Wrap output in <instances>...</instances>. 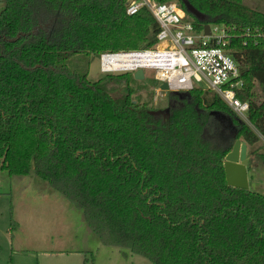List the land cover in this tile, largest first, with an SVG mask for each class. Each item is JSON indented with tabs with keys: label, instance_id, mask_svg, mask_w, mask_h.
Wrapping results in <instances>:
<instances>
[{
	"label": "trees",
	"instance_id": "obj_1",
	"mask_svg": "<svg viewBox=\"0 0 264 264\" xmlns=\"http://www.w3.org/2000/svg\"><path fill=\"white\" fill-rule=\"evenodd\" d=\"M128 1L0 0V169L65 199L80 251L102 243L153 264H264V193L228 185L224 169L239 137L264 162L254 147L264 137V40L245 34L264 31L262 12L248 13L246 0H220L241 13L199 9L234 34L248 123L208 89L156 108L131 72L89 79L102 52L156 45L160 24L147 6L128 14Z\"/></svg>",
	"mask_w": 264,
	"mask_h": 264
},
{
	"label": "rangeland",
	"instance_id": "obj_2",
	"mask_svg": "<svg viewBox=\"0 0 264 264\" xmlns=\"http://www.w3.org/2000/svg\"><path fill=\"white\" fill-rule=\"evenodd\" d=\"M194 2L201 11L216 13L220 9L235 7L234 10L241 13L236 3L220 0ZM245 3L248 13L262 12L264 16V0H246ZM216 24L219 23L211 22L213 27ZM104 75L100 58L96 57L90 65L88 77L95 81ZM139 81L142 82L140 94L153 107L168 105L169 92L158 94L159 82L152 74ZM256 146H262L260 150L264 152V138ZM21 177L0 169V264H153L129 249L102 243L93 248L92 254L80 251L83 240L78 231L81 228H77L78 216L68 210L65 199L33 175ZM250 189L264 193V178L259 183L251 181ZM87 256L90 260L85 261Z\"/></svg>",
	"mask_w": 264,
	"mask_h": 264
},
{
	"label": "built area",
	"instance_id": "obj_3",
	"mask_svg": "<svg viewBox=\"0 0 264 264\" xmlns=\"http://www.w3.org/2000/svg\"><path fill=\"white\" fill-rule=\"evenodd\" d=\"M144 6L160 24L156 45L142 50L104 51L99 56L101 71L107 75L134 73L143 68L146 77L152 74L159 82L158 94L190 92L195 88L214 91L238 116L248 121L249 103L237 95V87L243 81L241 67L229 50L234 36L230 28L224 23L214 27L210 24V34H206L204 26L199 30L175 0H133L126 12L135 14ZM245 34L258 35L264 40V31L257 26L247 27ZM163 82H167L169 91L160 88Z\"/></svg>",
	"mask_w": 264,
	"mask_h": 264
},
{
	"label": "water",
	"instance_id": "obj_4",
	"mask_svg": "<svg viewBox=\"0 0 264 264\" xmlns=\"http://www.w3.org/2000/svg\"><path fill=\"white\" fill-rule=\"evenodd\" d=\"M133 0H129L127 5L131 3ZM185 4L186 11L193 14L197 19L205 22L204 29L206 34H210V24L206 19V14L201 12L196 6H194L189 0H183ZM20 36V35H19ZM18 36V37H19ZM133 76L137 80H144L145 79V72L143 68H139L133 73ZM160 88L164 91H169V86L167 82H163L160 85ZM171 94H175L179 97H184L189 92H169ZM169 107L165 109L159 110H152L153 114H163L169 111ZM248 144L242 138H236L232 143L229 151L225 155L224 159V169L226 174V181L227 184L233 187H238L242 189H250L249 183V174H248V166H249V159L247 153Z\"/></svg>",
	"mask_w": 264,
	"mask_h": 264
},
{
	"label": "crops",
	"instance_id": "obj_5",
	"mask_svg": "<svg viewBox=\"0 0 264 264\" xmlns=\"http://www.w3.org/2000/svg\"><path fill=\"white\" fill-rule=\"evenodd\" d=\"M263 138L264 137L261 135V141ZM256 147H261L262 149V146H256ZM250 151H251V146L248 145L247 153L249 159V166H248L249 183H251V181L255 183H259L261 179L264 178V162L258 160L255 157V155L250 153Z\"/></svg>",
	"mask_w": 264,
	"mask_h": 264
},
{
	"label": "flooded vegetation",
	"instance_id": "obj_6",
	"mask_svg": "<svg viewBox=\"0 0 264 264\" xmlns=\"http://www.w3.org/2000/svg\"><path fill=\"white\" fill-rule=\"evenodd\" d=\"M172 96H175V95H173V94H171V93L168 94V100H169V101L171 100Z\"/></svg>",
	"mask_w": 264,
	"mask_h": 264
}]
</instances>
